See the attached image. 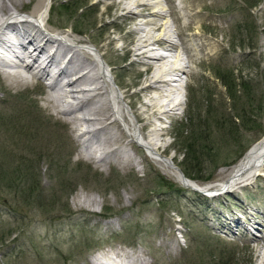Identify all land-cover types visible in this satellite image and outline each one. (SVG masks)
Returning <instances> with one entry per match:
<instances>
[{
    "label": "rangeland",
    "instance_id": "1",
    "mask_svg": "<svg viewBox=\"0 0 264 264\" xmlns=\"http://www.w3.org/2000/svg\"><path fill=\"white\" fill-rule=\"evenodd\" d=\"M39 1L21 0L24 14L31 15ZM160 1L169 8L166 0ZM50 2L53 27L75 31L100 48L127 119H133L130 106L145 67L125 57L123 46L133 37L122 19L116 21L109 0ZM175 2L192 5L206 17L197 40L209 39L220 49L204 67L192 64L190 83L181 73L185 83L175 96L181 106L173 118L162 115L156 121L166 128L164 139L170 144L160 152L175 158L173 164L186 179L219 188L228 171L264 138V0ZM51 76L39 85L37 79L12 85L0 68L1 159L7 168L29 174L31 181L41 180L49 209L23 207L27 200L7 185L10 177L0 175L4 218L10 209L27 215L16 221L18 230L4 247L15 244L22 251L14 264L108 263L116 253L146 264H264V167L225 191H197L169 175L119 123L115 129L123 132L120 145L126 151L108 153L118 144L87 149L83 142L88 136H79L84 126L65 123L68 116L47 101ZM157 138L146 140L160 142ZM128 155L137 162L128 161ZM37 163L40 171L33 172ZM11 260L0 255L1 264Z\"/></svg>",
    "mask_w": 264,
    "mask_h": 264
},
{
    "label": "bare ground",
    "instance_id": "2",
    "mask_svg": "<svg viewBox=\"0 0 264 264\" xmlns=\"http://www.w3.org/2000/svg\"><path fill=\"white\" fill-rule=\"evenodd\" d=\"M166 2L168 9L160 0H109L108 3L116 21L122 19L127 34L133 37L123 46L125 57L145 67L137 81L139 89L133 95L135 99L133 106H130L133 119L129 121L122 97L109 77L108 64L102 60L100 48L77 36L75 31L53 27L49 21L50 0H40L31 15L26 13L33 21L28 19L30 21H20L17 25L7 24V28L5 26L0 32V68L12 85L34 84L36 79L39 85L52 75L47 101L55 111L68 116L65 123L84 126L79 136H88L83 142L85 148H102L105 145L112 147L118 144L108 153L126 151L120 145L123 143V132L115 129L119 123L127 135H132L135 142L148 150L157 163L180 183L204 191H225L231 188L230 185L243 184L263 172L264 138L228 171L219 188L201 186L186 179L173 164L174 157L161 156L160 151L165 152L170 144L164 139L166 128L163 124L158 127L156 121L162 115L173 118L181 106L182 103L175 98L182 94L185 83L181 73L188 75L186 81L190 83V78L195 77L192 64L204 67L206 60L220 49V44L209 39L197 40L203 36L199 30L200 21L206 18L201 12L194 11L189 4L178 7L175 0ZM23 8L21 0H0V22L8 12L11 17L24 13ZM23 17L27 19V16ZM18 19L15 17L9 23ZM185 19L188 22L183 25ZM121 39L126 40L125 37ZM112 43L114 45L116 40ZM78 48L86 49L93 54L94 59L82 56ZM83 97L87 99L79 101ZM137 122L141 125L137 126ZM96 123L103 124L99 128H89ZM153 135L160 142L146 140ZM129 155L125 156L128 161H134ZM116 254L111 255L112 262L106 263L103 260L98 264H146L144 259L136 262L127 255Z\"/></svg>",
    "mask_w": 264,
    "mask_h": 264
},
{
    "label": "trees",
    "instance_id": "3",
    "mask_svg": "<svg viewBox=\"0 0 264 264\" xmlns=\"http://www.w3.org/2000/svg\"><path fill=\"white\" fill-rule=\"evenodd\" d=\"M242 87L244 88L243 84ZM1 158L2 156L0 155V175L3 177L5 176L10 177L7 185L8 186L11 185L10 187L15 188L14 191L17 197L20 196L22 199L27 200L26 202L27 204L23 205V207L26 206L32 210L40 209L43 212L49 213L48 203L46 202L47 200H45V197L42 196V191H41L42 187L40 186L41 180L38 179V181H34V180L31 181L29 174L25 175L24 172L18 170L17 168L13 170L10 167L7 168L6 163L3 162ZM34 165L35 168L33 172L36 170L40 171V163L38 165L36 164ZM159 177L162 180L164 179V177H161L160 175ZM17 206L18 208L20 207L19 205ZM8 212L10 214V217L6 219L4 218V214L0 209V255L5 257V261L12 258L13 260L11 261L13 262L11 264H14L15 262L18 261V259L22 255V251L21 250L17 251L16 250L17 245L15 244H13L11 247L7 245L8 251L7 249L4 251V247L6 246V241L8 240V238L11 237L12 234L18 230L19 224L16 223V221H19L20 218L24 220L27 215L21 211L18 212V209H10ZM3 261L4 259H2V262ZM5 264H10V263L5 262Z\"/></svg>",
    "mask_w": 264,
    "mask_h": 264
},
{
    "label": "water",
    "instance_id": "4",
    "mask_svg": "<svg viewBox=\"0 0 264 264\" xmlns=\"http://www.w3.org/2000/svg\"><path fill=\"white\" fill-rule=\"evenodd\" d=\"M195 190H197V191H201L200 189H197V188H195Z\"/></svg>",
    "mask_w": 264,
    "mask_h": 264
}]
</instances>
